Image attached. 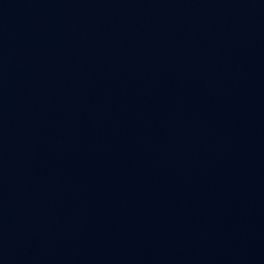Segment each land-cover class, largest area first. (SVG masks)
I'll use <instances>...</instances> for the list:
<instances>
[{
  "label": "water",
  "instance_id": "1",
  "mask_svg": "<svg viewBox=\"0 0 264 264\" xmlns=\"http://www.w3.org/2000/svg\"><path fill=\"white\" fill-rule=\"evenodd\" d=\"M0 264H264V0H0Z\"/></svg>",
  "mask_w": 264,
  "mask_h": 264
}]
</instances>
